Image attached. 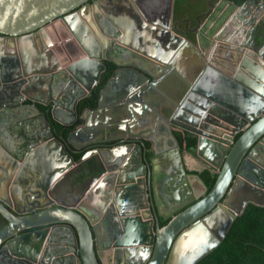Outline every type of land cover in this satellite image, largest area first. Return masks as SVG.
<instances>
[{
  "label": "water",
  "instance_id": "95a60500",
  "mask_svg": "<svg viewBox=\"0 0 264 264\" xmlns=\"http://www.w3.org/2000/svg\"><path fill=\"white\" fill-rule=\"evenodd\" d=\"M111 1L0 0V215L7 221L0 264H102V249H112L114 264H197L249 204L264 207V51L241 40L250 9L264 0H250V9L225 1V14L208 5L196 29L181 31L129 20L135 0H125V10ZM254 41L264 44V23ZM161 42L167 51L157 57ZM182 56L186 75L175 67ZM106 62L117 67L114 77L68 137L76 150L99 145L75 162L38 106L63 126L76 124L78 104L98 86ZM123 73L128 82L110 103ZM173 77L169 97L162 84ZM35 122L42 132L30 133ZM174 128L195 140L188 152L217 174L209 192L190 185ZM167 138L172 145L164 147ZM116 140L126 144L104 146ZM91 159L98 173L80 182L82 193H53L72 167ZM161 217L169 221L163 227Z\"/></svg>",
  "mask_w": 264,
  "mask_h": 264
},
{
  "label": "flooded vegetation",
  "instance_id": "af4514ba",
  "mask_svg": "<svg viewBox=\"0 0 264 264\" xmlns=\"http://www.w3.org/2000/svg\"><path fill=\"white\" fill-rule=\"evenodd\" d=\"M119 1H120L119 3L121 5V8H123L125 10L126 6H127L126 1L125 0H119ZM135 1H136V5L133 6V9L135 10V13L139 14L142 17L143 21L167 24L172 29H174L176 27V29L178 31H181V30H184V28H186L188 26H189L190 30L196 29L197 23H198V17L201 15V13H204L209 9L207 7L208 5L213 6L215 8L214 10H220L221 11L220 13L225 14V12L228 11L227 10L228 8H226V6L224 4L225 1L232 2L233 4H235L237 6H243V5H246L250 0H184V2H182V4H180V5L177 4V0H135ZM177 6H180L179 9L177 8ZM247 7H248V9H250V5H246V8ZM172 13H173V16H172V18H170V15ZM256 14H258V16ZM241 19L242 18L238 16V18L235 19L231 25L232 27L236 26V29H237V31L235 32L236 37L238 38L241 29L245 28V31L242 32L243 34H242L241 40L243 41V44H245L246 48L252 50L255 54L258 53V51L260 49H262V51H264V44L261 46L254 41V35L256 34V32L258 30V26L261 25L262 23H264V6L260 7V8L259 7L258 8L253 7L252 9H250V13L248 14V16L246 18V21L248 22V25L246 27H244V25H243L244 22H242ZM200 21H201V19H200ZM204 21H205V19L203 18L202 22H204ZM234 28H233V30L235 31ZM189 36L193 37L190 34H189ZM263 55H264V52H263ZM167 81H164V83L162 84L163 85L162 89H164L166 91L167 90L171 91L175 85L166 84V83H168ZM122 90H123V87L121 88L120 91H122ZM114 94L115 95L113 96L112 100L107 98L108 100H110L109 101L110 103L115 102V100H116L115 96L117 97V95H116V93H114ZM42 113H44V112L42 111ZM82 114L80 116L78 115V120H81V122H82ZM81 124L77 128L81 127ZM175 131H179V130L174 128L173 134ZM104 136L105 135L101 134L98 138H103ZM238 136H240V133L235 137V140ZM167 139L168 140L163 145L164 147L172 145L170 138H167ZM125 144H126L125 142H122L120 140H116V141H111V142L105 143L104 146L114 147L117 145H125ZM98 145L99 144H92V145H89L86 149L88 151V150L97 148ZM146 145L148 146V148L151 147V144L148 142H146ZM75 151L79 152L81 150L75 149ZM182 151H187V150H182ZM147 157L148 158H154V155L149 154ZM91 160L95 161V159H91ZM91 160H89V161H91ZM79 161L80 160L75 161V162H79ZM86 170H87L86 163L80 165L78 168L72 167L70 170L72 172H70L69 174L66 175V178L61 181V184L59 186H57V188L54 190L53 193L55 195H57L58 197H61V198L65 197L67 195H70V194H71L70 197H72L73 195H77V194L82 193L83 188H79V186L81 185L80 182L84 181V179H85V181L88 183V182L92 181L93 178L98 173V171H96V169L94 168L95 173L90 175L89 178H84L81 181L76 180V178L80 177V175H82L83 173L84 174L87 173ZM205 170H207V168ZM175 173L178 176L180 174L178 169L175 170ZM146 183H147V180H146ZM160 186H162V185H160ZM161 188L163 189V187H161ZM149 192H150V186L147 184L146 196H147V200H150V203L152 205V199L149 195ZM151 208H152L151 210L153 211V206ZM165 209L166 210L163 211V214L164 215L170 214L169 213V212H171L170 209L168 207H166ZM168 222L169 221H165L162 217L159 218V225L161 227L165 226V224H167ZM163 223H165V224H163ZM155 225L156 224H154V228H155ZM107 234H109L110 236L111 235L113 236V234H111V233H107ZM103 238H104L103 240H106V238H108V237L104 236ZM100 240H102V238ZM106 244H109V243L107 242ZM106 252H108L107 253L108 256H107ZM104 255L106 256V258ZM99 258H100L102 264H114L112 249L100 250L99 251ZM105 259L107 260L108 263H106Z\"/></svg>",
  "mask_w": 264,
  "mask_h": 264
},
{
  "label": "trees",
  "instance_id": "16d2710c",
  "mask_svg": "<svg viewBox=\"0 0 264 264\" xmlns=\"http://www.w3.org/2000/svg\"><path fill=\"white\" fill-rule=\"evenodd\" d=\"M182 2L184 0H177L178 5L182 4ZM179 7L177 6L178 9ZM106 65L107 70L103 73L98 86L86 98L79 102L77 107L79 116L87 108L91 110L98 108L101 91L105 88L108 81L114 77L117 69L110 62H106ZM39 108L44 113H47L54 136L65 144L69 154L75 161L80 160L87 149L76 152L68 143V137L82 123L81 120H78L72 126L66 127L54 121L48 107L39 105ZM174 135L179 142L181 150L194 151V139L188 138L185 133L180 131H175ZM94 166L95 161L91 160L86 163L87 170L89 171L94 169ZM87 174L83 173L76 180H83L87 177ZM193 174L197 175L203 181L208 192L213 188L217 179V174H213L209 169L202 172H194ZM6 224L7 221L0 215V230ZM197 264H264V207L249 204L244 213L235 220L221 245Z\"/></svg>",
  "mask_w": 264,
  "mask_h": 264
},
{
  "label": "crops",
  "instance_id": "0c3cea01",
  "mask_svg": "<svg viewBox=\"0 0 264 264\" xmlns=\"http://www.w3.org/2000/svg\"><path fill=\"white\" fill-rule=\"evenodd\" d=\"M118 4H120L118 0H112L111 3L109 4V6H112L113 8L116 9V7L118 6ZM123 15L126 18V15L127 14H123ZM128 19L129 20L136 19L137 21H142L143 20L142 17L139 14H137V13H136V16L131 15L130 17H128ZM142 37L143 38H146L147 40L150 39V41L154 39L153 40V41H155L154 42V45L157 44V42H158L157 39H159V37L157 35L150 34V33H147L145 35H142ZM154 45H152V46H154ZM153 48H154L153 49V55H156L157 57L160 56V52H165L166 53V51H167L166 46L163 44V42H161V44H158V46H154ZM147 49L149 51H151L150 50V47H148V46H147ZM187 56H189V55H187ZM187 56H182V57H180L179 61L176 60V62H175V67H177V69H179L180 73H183V74H185V73H188L189 74V72H186L188 70V67H187L188 61L185 62V58H187ZM127 82H128V75H126L125 73H123L121 75V77H120V80L114 86H112L109 89L107 97L110 100H112L113 99V96L115 95L114 93L119 92L122 87L124 88L126 86ZM167 82L168 83H166V84L175 85L178 82V80L175 79V77H173V79L171 78ZM162 90L169 97L170 96L172 97V94H171V91L170 90H167V91L164 90V89H162ZM110 100H107V101L109 102ZM27 113L31 115V119H36L37 117H39L36 114L32 113V111H28ZM100 118H102V117H100ZM43 129H44V127H42V124L41 125H36V122H35V125H33L31 127H28V130H30V133H33V134H36V132H42ZM140 130H141V128L136 129L135 130V133H138ZM109 132L110 131H106V136H109ZM24 134L27 135V136H30L29 134H26V132H24ZM102 135H104V134H102ZM110 135H112V132H110ZM17 138H18V136H17ZM78 143H79V141H78ZM182 152H183L182 155H183V161H184V165H185V170H186V173L188 175V181H189L190 185L196 191H198L199 193L202 194L203 192L207 191V189L204 187L205 185L203 186L201 184L200 180L197 179V175H195L193 173L194 172H202V171H204L206 169V164H205L204 160H202L201 158H195V157H193L187 151H182ZM107 253L108 252H106V254ZM107 256H108V254H107ZM105 258H106V256H105ZM105 261H106V263H108L106 259H105Z\"/></svg>",
  "mask_w": 264,
  "mask_h": 264
}]
</instances>
